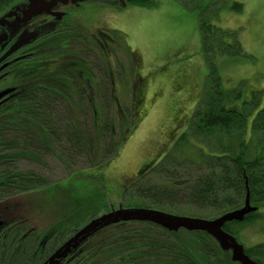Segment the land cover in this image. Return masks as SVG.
<instances>
[{"label": "trees", "instance_id": "1", "mask_svg": "<svg viewBox=\"0 0 264 264\" xmlns=\"http://www.w3.org/2000/svg\"><path fill=\"white\" fill-rule=\"evenodd\" d=\"M22 1L0 0V16ZM105 1L122 6L118 0ZM183 1L188 7L198 10L203 51L210 65L203 93L188 130L160 162L146 165L149 171L140 172V176L125 188L123 206L158 209L181 216H196L187 212L189 208L196 207L199 213L216 211L221 215L244 207L248 200L256 210L246 214L242 220H227L222 227L237 238L244 226L261 217L259 208L264 206V107L255 116L252 136L247 140L248 113L244 103L243 109L229 105L239 98L240 93L232 95L233 92L225 90L213 67L212 54L216 50L231 55L242 53L237 31L222 28L209 20L217 18L219 10L228 5V1ZM127 2L144 6L154 4L152 0ZM230 7L235 12L243 10V4L236 1ZM207 13L209 16H205ZM57 41L55 44L63 42ZM68 97L69 101L65 96H37L34 99L32 95H24L1 108L0 201L51 185L46 175L21 167L23 161L45 164L44 155L55 152L58 147L63 148L72 160L84 151V159L89 164L98 161L96 165L109 162L115 155L121 143L114 140L109 141L105 150L106 157H110L102 160L96 154L97 127L100 125L102 132L111 129L110 117L104 114L102 121L101 116H96L93 131L89 133L86 123L81 120L89 112L88 97ZM77 99L84 101L82 117L76 110L81 106ZM198 144L206 151L195 146ZM50 194L52 191L46 196ZM104 205L107 202H100V208ZM56 213L59 214L57 219H61L59 223L52 221L49 223L51 226L42 231L31 227L32 231L26 238H21L19 245L14 241L13 233L9 234L5 238L3 264H42L66 239L97 216V212L91 213L80 222L74 221L76 214L72 211L66 213L59 208ZM66 218L71 221H64ZM16 250L19 254L14 253ZM245 253L263 260L264 243L245 247ZM60 264L238 262L206 231L169 230L152 221L131 220L97 230Z\"/></svg>", "mask_w": 264, "mask_h": 264}, {"label": "rangeland", "instance_id": "2", "mask_svg": "<svg viewBox=\"0 0 264 264\" xmlns=\"http://www.w3.org/2000/svg\"><path fill=\"white\" fill-rule=\"evenodd\" d=\"M90 1L77 10H68V17L61 24H71L72 18L85 34L98 36L101 43L108 42L104 49L111 57L105 56V65L100 64L102 82L97 83L100 89L96 90L94 101L100 109L96 116H101L102 121L104 114L109 116L113 126L104 132L100 125L97 127V157L102 160L110 157L105 155L110 140L121 144L103 165H96L98 161L89 164L84 151L74 162L61 147L44 155L45 164L21 163V167L44 174L51 181V185L32 193L34 199L28 203L31 210L22 207L20 219L14 221L38 231L49 228L52 221H61L56 213L59 208L66 213L72 211L76 214L74 221L80 222L91 213L97 212L98 218L121 209L125 188L140 176L146 165L160 162L188 130L210 69L203 51L198 10L188 7L183 0H152L151 6ZM227 1L218 17L209 20L222 28L236 30L242 53L231 55L216 50L212 54L213 67L225 90L233 92L232 95L240 93L229 105L239 109L245 105L249 140L253 120L264 107V0ZM235 1L243 4L242 12L231 9ZM71 32L67 29L62 37ZM104 68L110 71L109 91L102 89L105 84L110 85ZM83 119L86 130L92 133L93 112L87 111ZM252 141L256 142L255 136ZM195 146L206 151L199 144ZM103 201L107 205L100 208ZM259 211L261 217L244 226L237 236V241L247 248L264 243V206ZM187 212L204 218L219 216L216 211L199 213L196 207ZM70 218L64 221L70 222ZM229 251L233 256L234 251ZM257 261L264 264V259Z\"/></svg>", "mask_w": 264, "mask_h": 264}, {"label": "flooded vegetation", "instance_id": "3", "mask_svg": "<svg viewBox=\"0 0 264 264\" xmlns=\"http://www.w3.org/2000/svg\"><path fill=\"white\" fill-rule=\"evenodd\" d=\"M81 5L58 3L55 8L50 10V14L33 17L25 25L23 30L28 33L37 31L38 34L35 39L0 61V92L14 88V91L0 98V110L4 105L11 101H17L19 97L24 95H32L34 99L37 96H65L67 101L70 100L68 96H87V102L90 104L88 110L93 112L95 125L96 112L99 109L94 97L97 95L96 90L100 89L97 83L102 82L99 77L100 64H104V57H111V54L105 52L104 49V47L109 46L107 41L101 43L98 36L91 33L85 34L74 22L76 20L71 18V24H61V21L68 17V10L72 12L76 8H81ZM61 13L63 15L59 18L58 15ZM52 21H56L53 26L50 25ZM67 29L72 30V32L62 37ZM3 32L4 29L2 28L0 33ZM21 32L16 37L10 40L8 38L3 42L4 47L0 44V58L8 51ZM57 39L63 42L55 44ZM103 72L110 78L109 70L104 68ZM102 89L105 91L112 89L111 78L110 85L106 86L105 84ZM77 101L81 106L76 107V110L80 112L78 114L82 117L83 109L81 107H83L84 101L80 102L79 99ZM60 111L61 113L64 112L63 110ZM81 120L83 123L84 119ZM148 168L149 166L144 167L141 173ZM31 231L32 228H27L19 222L0 227V264H3L5 259V238L13 233L14 241L19 245L21 238H26ZM229 252L231 253V251ZM14 253L19 254V251L16 250Z\"/></svg>", "mask_w": 264, "mask_h": 264}, {"label": "water", "instance_id": "4", "mask_svg": "<svg viewBox=\"0 0 264 264\" xmlns=\"http://www.w3.org/2000/svg\"><path fill=\"white\" fill-rule=\"evenodd\" d=\"M87 1L90 0H23L0 16V30L2 28L4 29V32L0 33V44L8 40V38L16 37V35L23 30L25 25L33 17L50 14V10L55 8L58 3L79 6ZM118 1L122 6H125L128 0ZM62 15L63 13L59 14L58 17L60 18ZM55 24L56 22L53 23V25ZM37 34V31L28 33L26 30H23L8 51L0 58V61L23 45L35 39ZM2 46L4 47L5 44H2ZM12 91H14V88L0 92V98ZM35 192L36 191L23 193L1 201L0 227L2 225L7 226L16 220H19L22 207L26 209L30 208L31 210V205L29 204L32 203L31 200L34 199L32 193ZM254 210H256V207L251 206L248 200L244 207L228 211L214 218L181 216L158 209L122 206L121 209H114L98 218L95 217L96 219L94 218L86 223L81 229L75 232L74 235L69 237L58 249H56L42 264H60L61 260L72 254L73 250L77 249L83 241L87 240V238L97 230L112 223L131 220L152 221L169 230L186 228L188 230L206 231L219 241L224 250L232 249L234 251V255L232 256L234 261L241 264H260V262L253 260L245 253V246L239 243L234 235L226 232L222 228L227 220H242L246 214L253 212ZM6 216L16 217L17 219H8L10 217L6 218Z\"/></svg>", "mask_w": 264, "mask_h": 264}]
</instances>
